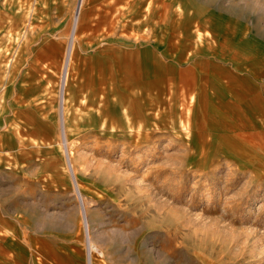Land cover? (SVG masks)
Here are the masks:
<instances>
[{"label":"rangeland","instance_id":"rangeland-1","mask_svg":"<svg viewBox=\"0 0 264 264\" xmlns=\"http://www.w3.org/2000/svg\"><path fill=\"white\" fill-rule=\"evenodd\" d=\"M77 4L0 0V264H264V0Z\"/></svg>","mask_w":264,"mask_h":264},{"label":"bare ground","instance_id":"bare-ground-1","mask_svg":"<svg viewBox=\"0 0 264 264\" xmlns=\"http://www.w3.org/2000/svg\"><path fill=\"white\" fill-rule=\"evenodd\" d=\"M83 9H84V0H78V4H77V6L75 7V12H74V24L73 25H75L76 24V27L77 26H79V22H80V19L82 18L81 16H82V14H83ZM263 12V11H262ZM74 36V35H73ZM71 45V44H70ZM71 51H72V48H71ZM70 54H71V52H70ZM70 59V58H69ZM256 66H254V68H255ZM256 69V68H255ZM250 71H252L251 69H250ZM252 73V75H255V74H253V72H251ZM66 77V76H65ZM97 249V247H96V245H94V246H92L91 247V249H90V252H91V250H96ZM93 252V251H92ZM89 259H90V264H93V260H92V253H90V255H89ZM89 262V261H88Z\"/></svg>","mask_w":264,"mask_h":264},{"label":"crops","instance_id":"crops-1","mask_svg":"<svg viewBox=\"0 0 264 264\" xmlns=\"http://www.w3.org/2000/svg\"><path fill=\"white\" fill-rule=\"evenodd\" d=\"M218 63H220V62H218Z\"/></svg>","mask_w":264,"mask_h":264}]
</instances>
